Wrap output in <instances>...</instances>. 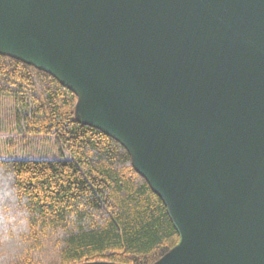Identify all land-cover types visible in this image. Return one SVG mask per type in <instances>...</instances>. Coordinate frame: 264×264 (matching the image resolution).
I'll use <instances>...</instances> for the list:
<instances>
[{
    "label": "water",
    "instance_id": "obj_1",
    "mask_svg": "<svg viewBox=\"0 0 264 264\" xmlns=\"http://www.w3.org/2000/svg\"><path fill=\"white\" fill-rule=\"evenodd\" d=\"M0 54L128 151L180 235L156 264H264V0H0Z\"/></svg>",
    "mask_w": 264,
    "mask_h": 264
},
{
    "label": "trees",
    "instance_id": "obj_2",
    "mask_svg": "<svg viewBox=\"0 0 264 264\" xmlns=\"http://www.w3.org/2000/svg\"><path fill=\"white\" fill-rule=\"evenodd\" d=\"M0 98L13 104L18 135L53 137L62 154L0 159V264H156L179 244L166 204L128 151L75 120L73 92L0 54Z\"/></svg>",
    "mask_w": 264,
    "mask_h": 264
},
{
    "label": "rangeland",
    "instance_id": "obj_3",
    "mask_svg": "<svg viewBox=\"0 0 264 264\" xmlns=\"http://www.w3.org/2000/svg\"><path fill=\"white\" fill-rule=\"evenodd\" d=\"M13 104L10 100L0 98V159L2 160H59L61 149L53 137L33 136L24 139L14 131L11 125ZM66 159L70 158L63 151Z\"/></svg>",
    "mask_w": 264,
    "mask_h": 264
}]
</instances>
